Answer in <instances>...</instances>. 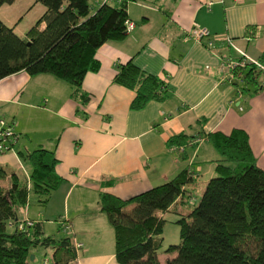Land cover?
<instances>
[{
	"label": "crops",
	"instance_id": "0c3cea01",
	"mask_svg": "<svg viewBox=\"0 0 264 264\" xmlns=\"http://www.w3.org/2000/svg\"><path fill=\"white\" fill-rule=\"evenodd\" d=\"M105 1L95 0L94 8ZM115 2L121 0H111ZM46 9L35 0H15L0 7V18L26 36L28 32H19L24 15L37 10L38 20ZM128 12L135 27L124 39L103 44L96 54L100 69L85 77L88 103L73 95L67 81L50 73L21 71L0 80V113H10L11 124L16 122L13 150L0 158V165L29 180L32 165L21 154L37 148L55 152L56 172L64 181L46 202L37 194V199L30 197L25 218L44 228H59L67 220L75 241L83 244L77 264H119L115 250H105L99 237L110 224L101 209L102 193L128 199L188 167L197 176L195 190L205 165L212 178L220 155L209 133L246 131L264 169V87L257 93L242 92L222 65L227 57L242 58L236 48L256 61L264 53V0H135L128 3ZM195 23L215 35L213 48L206 39L189 36ZM45 26L43 22L39 29ZM227 37L234 46L223 40ZM130 60L167 80L166 99L131 109L135 90L114 82L118 65ZM258 79L263 83L264 75ZM182 132L197 137L195 144L184 150L170 147V137Z\"/></svg>",
	"mask_w": 264,
	"mask_h": 264
},
{
	"label": "trees",
	"instance_id": "16d2710c",
	"mask_svg": "<svg viewBox=\"0 0 264 264\" xmlns=\"http://www.w3.org/2000/svg\"><path fill=\"white\" fill-rule=\"evenodd\" d=\"M14 1L0 0V7ZM35 1L47 9L26 36L0 18V80L21 71L50 73L67 81L74 88L73 95L88 103L90 96L83 92V82L89 72L100 69L97 50L127 36V22L132 21L128 3L135 0H106L96 8L91 0ZM43 22L45 28L39 29ZM258 63L248 62L232 70L234 83L242 92L257 93L264 87L258 79L264 75V53ZM117 68L114 82L136 92L131 109L141 110L150 101L168 96L163 76L146 72L132 60ZM197 139L182 132L170 137L167 144L184 150ZM208 139L220 158L199 202L194 189L197 176L190 167L128 199L101 194V209L115 231L119 264H162L159 251L169 212L178 214L181 241L166 249L177 254L168 256L165 264H264V169L257 163L246 131H216ZM21 155L32 165L30 181L20 173L9 174L0 165V264H29L31 248L36 246L53 249L51 262L43 264H77L82 247L76 246L73 236L46 235L44 225L35 220L18 229L26 223L20 221L19 209L28 205L30 192L46 202L64 181L56 172L59 160L54 151L37 148ZM7 178L10 183L5 186L2 181ZM9 221L14 231H8ZM63 223L70 225L62 220L59 231Z\"/></svg>",
	"mask_w": 264,
	"mask_h": 264
},
{
	"label": "rangeland",
	"instance_id": "374dc122",
	"mask_svg": "<svg viewBox=\"0 0 264 264\" xmlns=\"http://www.w3.org/2000/svg\"><path fill=\"white\" fill-rule=\"evenodd\" d=\"M95 0H91V3L94 4ZM19 5V4H17ZM37 10H33L30 14L24 15V18L21 20L20 22V29L19 32H21L22 34H26L31 26L37 21ZM1 120H6L8 123H12V115L9 113H0V121ZM16 122L13 124V126H15ZM13 148H9L7 147L4 151L3 154H0V158H2L5 155H9V153H11L10 151H12ZM16 165V167H20V165L17 164V162H14ZM208 165H213V164H208ZM205 170H204V177H202L196 186V190H195V195H196V201L199 202L200 197L202 196V193L204 192V188L206 186V183L211 179V177H209V173H208V167L207 165H205ZM8 167V166H6ZM10 170V169H9ZM208 180V181H207ZM10 183V180L6 179L2 181V184L5 186H8ZM30 197H33L34 199L36 197V194L31 191L30 192ZM34 204V203H33ZM36 205H38V203H35ZM33 209V205L31 207V210ZM28 210V205H26V207L24 208H20L19 209V219L20 221H25L28 218L26 217V213ZM33 211V210H32ZM165 218L168 220V222L166 223L165 227H164V231H163V246L161 248V250L159 251V256H160V260L162 261V263H165L167 260V257H174L176 256L177 252H172V253H167L166 249L169 247V245L171 244H178L181 241V236H180V226L176 223V220L178 218V216L174 213H167L165 214ZM47 227H45V233L46 235L49 234H56L57 237H63V236H73V233L67 232L64 229H62V231H59V228L57 225L54 224H49L46 225ZM15 227L12 226V221H9L8 223V231H14ZM101 230H103V233L100 234L99 237L103 238L104 241V249L105 250H109V248L111 250H115V231L114 228L110 222V224H108V227H103ZM34 256V259H30L29 264H43L46 261H50L52 260V256H53V249L51 248H45L43 246H36V247H32L31 248V257Z\"/></svg>",
	"mask_w": 264,
	"mask_h": 264
},
{
	"label": "built area",
	"instance_id": "2783aa9c",
	"mask_svg": "<svg viewBox=\"0 0 264 264\" xmlns=\"http://www.w3.org/2000/svg\"><path fill=\"white\" fill-rule=\"evenodd\" d=\"M203 3L207 4L210 7V5L212 4V1H209V2L203 1ZM127 24H128V32L135 27V23L133 21H128ZM189 36L196 41H203L204 39H206V45L209 48H213L215 46V41H216L215 35L211 32L209 28L201 26L197 23H195L190 28ZM223 40L228 42V44L234 46L230 38L227 37L226 39H223ZM236 49L242 54V58L238 60H234L230 57H227L223 60V64H222L223 67L227 68L231 73H232V70H234L236 67H244L246 63L248 62H254L256 64H259L258 61L251 59L242 50L238 48ZM15 136L16 134L14 132L13 125L11 123H8L6 120H1L0 121V152L5 151L7 147L10 148L11 143L14 141ZM30 225H33V221L30 219H27L25 224L24 223L19 224L18 229H23L26 226H30ZM63 227L65 231L72 233L71 225L63 223ZM76 246L80 248L83 246V244L76 242Z\"/></svg>",
	"mask_w": 264,
	"mask_h": 264
},
{
	"label": "water",
	"instance_id": "95a60500",
	"mask_svg": "<svg viewBox=\"0 0 264 264\" xmlns=\"http://www.w3.org/2000/svg\"><path fill=\"white\" fill-rule=\"evenodd\" d=\"M31 258L34 259V256H32Z\"/></svg>",
	"mask_w": 264,
	"mask_h": 264
}]
</instances>
